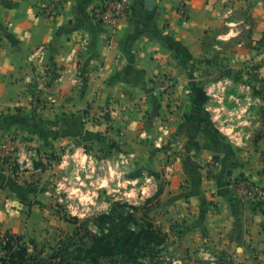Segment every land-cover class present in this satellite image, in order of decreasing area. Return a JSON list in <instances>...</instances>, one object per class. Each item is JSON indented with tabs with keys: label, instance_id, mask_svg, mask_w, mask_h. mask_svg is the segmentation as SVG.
<instances>
[{
	"label": "crops",
	"instance_id": "1",
	"mask_svg": "<svg viewBox=\"0 0 264 264\" xmlns=\"http://www.w3.org/2000/svg\"><path fill=\"white\" fill-rule=\"evenodd\" d=\"M98 1L0 0V140L20 135L49 155L91 131L114 140L119 131L126 146L150 128L177 152L156 171L161 230L180 224L186 248L208 241L228 254L261 253L264 209L243 204L231 183L264 186V0H131L114 28L96 20ZM256 62L259 70L245 69ZM205 63L233 69L234 79L204 75ZM160 77L171 82L166 93ZM34 187L31 173L0 170V231L32 225L42 204Z\"/></svg>",
	"mask_w": 264,
	"mask_h": 264
},
{
	"label": "rangeland",
	"instance_id": "2",
	"mask_svg": "<svg viewBox=\"0 0 264 264\" xmlns=\"http://www.w3.org/2000/svg\"><path fill=\"white\" fill-rule=\"evenodd\" d=\"M214 51L218 52L217 49ZM204 65L201 69L204 75L222 73L234 77L233 69ZM259 68L257 62L245 67L250 71ZM248 80H242V83L248 85ZM210 81L213 80L206 82ZM39 85L44 87L43 83ZM39 85L36 95L42 91ZM258 85L259 105L264 108V80H259ZM41 101L37 97L36 103H43ZM108 134L107 131H91L49 155L40 151V159L33 163L34 170L24 171L33 176L34 188L41 195V207L33 217L32 225L20 234L0 231V260L6 253L3 249L5 232L21 237L19 242L11 243V250L18 253L19 248H24L27 264H85L86 260L80 258L93 236L106 234L112 225L119 223V216L130 214L137 223L150 221L160 228L154 207L156 192L165 182L156 171L163 161L167 162L177 154L176 150H165L156 144L159 132L150 128L139 137L140 140L126 146L119 140L122 137L119 131L113 133L118 138L115 140ZM13 175L20 179V175ZM128 225L137 229L132 220ZM174 227L176 229L167 233L161 230L167 237L163 245L141 247L129 259L117 257L102 260L100 264H264V251L243 257L235 252L228 254L208 241L186 248L179 242L180 224ZM251 257L255 259L251 260Z\"/></svg>",
	"mask_w": 264,
	"mask_h": 264
},
{
	"label": "built area",
	"instance_id": "3",
	"mask_svg": "<svg viewBox=\"0 0 264 264\" xmlns=\"http://www.w3.org/2000/svg\"><path fill=\"white\" fill-rule=\"evenodd\" d=\"M130 2L131 0H99L94 9L95 18L102 25L114 28L118 21L129 17ZM53 8L47 9V18L55 16ZM176 12L183 21L186 20L187 12L184 5H179ZM113 42V34H111L106 43L112 47ZM158 82L160 93H166V90L171 87V82L167 77H160ZM40 157V150L23 136L14 134L0 140V170L2 171L21 175L26 172L25 169L34 170L33 163ZM208 164L211 167L217 165L213 159ZM231 188L246 206L251 209H264V186H257L249 180L239 178L231 183Z\"/></svg>",
	"mask_w": 264,
	"mask_h": 264
},
{
	"label": "trees",
	"instance_id": "4",
	"mask_svg": "<svg viewBox=\"0 0 264 264\" xmlns=\"http://www.w3.org/2000/svg\"><path fill=\"white\" fill-rule=\"evenodd\" d=\"M204 101L205 98L201 99V102ZM160 193L159 188L156 196L158 197ZM119 217H121L119 223L112 225L106 234L93 236L90 245L83 251L84 256L80 258L86 260L85 264H100L102 260H112L117 257L121 260L129 259L141 247H159L165 243L166 234L160 228H156L152 222L137 223L130 214ZM129 220L135 223L137 229L129 227ZM3 238L5 239L3 249L6 253L0 260L1 263L27 264V251L24 248H19L18 253L11 250V243L19 242L21 237L5 232Z\"/></svg>",
	"mask_w": 264,
	"mask_h": 264
},
{
	"label": "water",
	"instance_id": "5",
	"mask_svg": "<svg viewBox=\"0 0 264 264\" xmlns=\"http://www.w3.org/2000/svg\"><path fill=\"white\" fill-rule=\"evenodd\" d=\"M151 1H152V0H146V3H148V4H149Z\"/></svg>",
	"mask_w": 264,
	"mask_h": 264
}]
</instances>
